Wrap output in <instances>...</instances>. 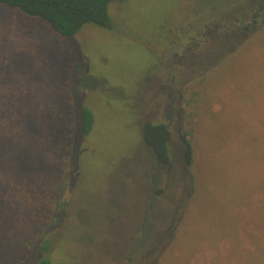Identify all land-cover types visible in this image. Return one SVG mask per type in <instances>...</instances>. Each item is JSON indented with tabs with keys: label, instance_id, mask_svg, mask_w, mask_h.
I'll list each match as a JSON object with an SVG mask.
<instances>
[{
	"label": "rangeland",
	"instance_id": "374dc122",
	"mask_svg": "<svg viewBox=\"0 0 264 264\" xmlns=\"http://www.w3.org/2000/svg\"><path fill=\"white\" fill-rule=\"evenodd\" d=\"M248 1L261 2H238ZM209 6L113 1L112 29L85 24L64 37L0 4V264H34L44 240L51 264H264V36L257 30L225 43L222 59L231 62L208 72L198 202L183 163L179 94L182 81L210 68L203 54L219 34L204 35ZM179 60L184 65L172 68ZM82 106L94 117L87 137ZM144 121L169 124L171 164L155 167ZM66 146L69 181L51 219L46 200Z\"/></svg>",
	"mask_w": 264,
	"mask_h": 264
},
{
	"label": "trees",
	"instance_id": "16d2710c",
	"mask_svg": "<svg viewBox=\"0 0 264 264\" xmlns=\"http://www.w3.org/2000/svg\"><path fill=\"white\" fill-rule=\"evenodd\" d=\"M113 1L123 0H0L9 8L16 9L20 13L35 17L46 22L56 33L61 36L75 35L83 25L93 24L95 26L112 29V21L108 15V5ZM240 0H210L211 6L214 9L213 14H210V19L203 18L204 25L207 27L223 24L227 26V38H224L223 44L218 45L213 51L205 52L203 60L209 62L210 68L203 74H199L192 79H185L182 81V88H180L181 101V124L183 133L182 137V158L186 172L191 180V191L194 194V202L199 199L201 195L203 184L201 185V175L194 172L196 163V148L199 141L198 138V117L200 118V103L204 102L203 94L206 80L215 71H222L223 64L231 62V58L222 59L224 44L236 38L243 37L246 34L259 32L260 36H264V0L258 1V5L250 4L249 1L239 4ZM253 2V1H252ZM255 6V7H254ZM259 10V14L255 10ZM263 11V13H262ZM254 17V23H245L242 27H234L235 18L244 20L245 17ZM262 19V20H261ZM220 31V28L217 30ZM204 43V42H203ZM193 47H200V40L194 38ZM212 46H214L212 44ZM229 49V46H228ZM214 50H216L214 52ZM214 52V53H213ZM234 57V56H233ZM221 66V67H220ZM209 71H213L210 75ZM175 78H177L176 74ZM201 85L202 88H199ZM81 131L84 137L91 134L94 125V117L91 110L82 106L81 108ZM141 137L143 145L152 153L156 168L160 166L171 164L174 159H177L176 152L172 149V131L168 123L144 121L142 124ZM72 139V136H71ZM66 155L64 157L57 180L52 187V191L46 200V206L49 211V217L53 219L59 211L62 204V199L66 187L68 185L70 176V152L71 147L66 146ZM178 155H181L178 153ZM194 185L196 186L194 188ZM198 202V201H197ZM45 232L34 241L29 242L33 246L35 242L40 239ZM42 255L36 260L34 264H51L49 257L51 251V244L48 241H43L40 244Z\"/></svg>",
	"mask_w": 264,
	"mask_h": 264
},
{
	"label": "flooded vegetation",
	"instance_id": "af4514ba",
	"mask_svg": "<svg viewBox=\"0 0 264 264\" xmlns=\"http://www.w3.org/2000/svg\"><path fill=\"white\" fill-rule=\"evenodd\" d=\"M256 5H258V1L256 2ZM255 12L257 13V14H259L260 15V13H259V10L258 9H256L255 10ZM262 13H263V11H262ZM234 22H235V25H234V27H242L245 23H254V17H245L244 18V20H239L238 18H235V20H234ZM204 27H205V31H204V35H205V33L206 32H211L212 34H219L218 35V37L215 39V40H212L213 42V45H214V48H216V47H218V45H222L223 44V41H224V38H227V34H228V32H227V26H225V25H223V24H220V25H215L213 28H212V26H209V27H207L206 25H204ZM218 28H220V29H223L224 30V33H222V34H220V33H218ZM205 37V36H204ZM192 39V42L194 43V38H191ZM210 40L209 39H207V38H204V42L205 43H208ZM190 45H191V43H188L187 44V47L186 48H184V49H187V50H189L191 47H190ZM180 46H178V45H173L172 46V48H173V50L171 51V55H172V58H174V50L175 49H178ZM196 48V47H195ZM195 48H191L192 50H189V53L192 55V57L191 56H189L190 58H188V62H187V64L188 65H190V66H193L194 65V58L193 57H195L193 54H194V52H193V50L195 49ZM192 51V52H191ZM178 57H181V55L179 54V56ZM182 57H184V56H182ZM175 65H184V62H182V61H173L172 63H171V66H172V68H174V66ZM169 77V76H168ZM176 80V78H175V75H170V77L167 79V82H170L171 81V83L173 84V82ZM169 92H170V89L168 90ZM168 97V96H167ZM156 167V166H155Z\"/></svg>",
	"mask_w": 264,
	"mask_h": 264
}]
</instances>
